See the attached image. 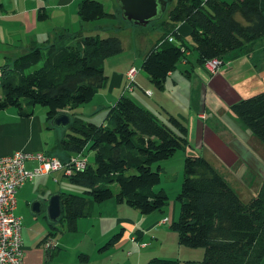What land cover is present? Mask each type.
Returning <instances> with one entry per match:
<instances>
[{
	"label": "trees",
	"instance_id": "obj_1",
	"mask_svg": "<svg viewBox=\"0 0 264 264\" xmlns=\"http://www.w3.org/2000/svg\"><path fill=\"white\" fill-rule=\"evenodd\" d=\"M173 1L167 17L160 19L163 35L147 51L140 66L156 87H163L167 75L187 59V52L192 49L197 51L198 65L205 69L204 64L212 58L220 59L222 64L229 52L264 40L261 0H168V4ZM77 14L84 22L113 23L116 17L98 0H80ZM179 23L190 27L187 41L178 33ZM121 51L117 36H102L99 31H61L0 66V110L13 107L19 116L28 117L39 104L47 109V121L65 110L70 118L58 141L59 151L66 156L60 158L42 151L61 162L73 157L85 160L83 168L74 169L69 175L60 171L69 183L79 185L83 191L60 192L57 222L66 223L67 229L73 230L79 218L90 214L92 204L109 199L127 202L144 214L177 202L179 216L170 228L177 233L180 245L203 247L204 257L183 261L153 258L147 264H261L264 175L256 194L243 201L208 159L186 155L180 189L170 196L156 186L161 182V161L189 144L183 118L168 115L164 119L160 110L152 112L125 94L107 107L100 123L85 120L74 111L105 86L108 75L104 61ZM260 56L264 58V54ZM128 83L126 78L124 91L130 94L136 86L135 78L130 82L131 88ZM231 107L264 144V90L239 99ZM88 153L92 155L89 167ZM155 162L159 164L153 170ZM115 184L117 191L112 188ZM47 236L45 244L49 241ZM117 236L115 233L109 242Z\"/></svg>",
	"mask_w": 264,
	"mask_h": 264
},
{
	"label": "crops",
	"instance_id": "obj_2",
	"mask_svg": "<svg viewBox=\"0 0 264 264\" xmlns=\"http://www.w3.org/2000/svg\"><path fill=\"white\" fill-rule=\"evenodd\" d=\"M79 1L0 0V66L6 59L23 54L33 44H39L46 37L54 38L61 31L71 33L81 31L82 34L99 31L101 35L105 31L108 35H116L121 40L122 51L105 59L107 82L84 104H94L89 108L92 114L97 113V119L94 120L101 118L103 120L107 107L125 94L132 96L140 105L152 112L160 110V116H165L164 119L168 115L183 118L187 125L188 137V125L194 127L190 116L196 110L198 146L204 147L207 144L214 151L216 147L221 160L230 164L227 166L229 171L234 166L238 175L251 171L256 175L258 187L264 175V159L251 150L248 142L252 136L246 125L239 120L235 121L231 114V117H228L223 112L228 111L234 102L248 97H242L243 93L234 84L244 86L250 81L264 82V58L260 56L264 51V40L253 42L243 50L229 52L224 58L225 65L222 63L214 74L200 68L197 62L198 68L195 67L188 58L191 54V51H188L187 59L178 63L167 75L163 87L159 88L150 81L140 66L143 56L163 34L158 36L155 32L152 39L146 34L144 51H140V54L137 47H134L132 36L135 35L136 38L140 33V30L134 28L137 25L145 29L160 27V19L166 18L168 0H165L166 6L162 14L146 25L136 24L123 17L118 0H98L105 10L116 15L113 23L106 20L81 22L77 14ZM107 4H110L109 7ZM261 5L264 8V0H261ZM120 17L124 22L121 27L122 33H114ZM176 28L181 37L184 39L188 37L189 26L179 23ZM123 33L125 37L128 36L129 41L131 40L127 43L131 50L129 54H123L126 52ZM174 40L178 42L177 38ZM188 64L192 66L191 70L187 69ZM131 66L136 67L138 71L134 76L136 86L128 94L124 91V84L126 72ZM199 86L201 96L197 101L195 92ZM214 88L218 89L219 93L222 89L224 91L229 89L232 95L228 100L222 98L223 105H219L220 100L213 94ZM101 95L104 96V101ZM172 99L175 100V105ZM207 105L210 109H207ZM198 106L200 110L197 109ZM184 108L186 113L183 111ZM213 112L223 115V124ZM65 128L52 126L46 120L45 113L36 111L35 106L33 114L28 117L19 116L15 108L7 107L0 110V154H9L16 150L44 151L51 156L64 158L66 155L59 151L58 141L63 136ZM233 129H236V134ZM186 154L188 153H183V156ZM35 164V160H27L25 168L32 169ZM161 168L164 170L163 164ZM60 175L63 176L57 171L38 176L25 182L16 192L14 211L16 215L22 217V264H147L153 258L178 260L190 258V254L184 256L187 250H183L181 246L170 245V241L178 244L177 235L170 230L171 228L165 227L167 222H161L165 217L169 222L176 218L177 202L170 203L168 215L162 218L159 213L146 216L127 202L109 199L92 204L90 214L79 218L73 230L67 229L66 223L57 222V219L49 220L45 213L48 199L54 194L58 193L60 196V192L67 191L64 189L65 186L57 189L55 185V181H60ZM257 187L245 196H253L257 192ZM237 192L243 199L242 193ZM35 201H40L39 211L35 210L36 205L33 204ZM52 223L56 226L51 225ZM49 232L52 233L48 235ZM115 233L118 234L117 238L109 242ZM46 236L49 238L47 244ZM142 244L144 246H141Z\"/></svg>",
	"mask_w": 264,
	"mask_h": 264
},
{
	"label": "rangeland",
	"instance_id": "obj_3",
	"mask_svg": "<svg viewBox=\"0 0 264 264\" xmlns=\"http://www.w3.org/2000/svg\"><path fill=\"white\" fill-rule=\"evenodd\" d=\"M109 5L110 4H107L108 7H109ZM173 5H174V1L171 2L170 4H168V6H167L168 8H167V11H166V14H165L166 17H167L168 11L173 7ZM110 7H114V6H110ZM106 11L108 12V10H106ZM122 20L123 19L120 17L119 20H118V25H117L114 33H117V32L118 33H122L121 27H122V24L124 23ZM81 22H84V21H81ZM87 23H89V22H87ZM133 26H135V25H133ZM134 28H137V30H140V33L136 36V38H135V35L132 36V38L134 40V47H137L138 54H140V51H142V52L144 51L143 50L144 49L143 43H144V40H145L144 37H146V34H149L150 39H152V37L154 38V36L156 34L155 32L158 33V36L164 33V30L161 29L160 27H157V26L155 28L149 27V28L145 29L144 27H139L137 25V27H134ZM124 34L125 33L122 34V37L125 39L124 40V47L126 48L125 49L126 52H124L123 54H129V52L131 50L128 48L127 43H130L131 40L129 41L128 40V36L125 37ZM102 36H108V34H106L105 31H103L102 32ZM114 36H116V35H114ZM187 38L185 39L186 41H187ZM192 52H193V55H192ZM261 54H264V51H262ZM226 56H227V54L224 56V58H226ZM111 57H113V56H110L107 59H109ZM188 58H189V60H191L192 64L195 65V67L198 68V65L196 63L197 62L196 61V59H197V51L195 49L191 50V54H190V56ZM225 63H226V61L223 62L224 65H225ZM40 65H41V63L38 64L37 66H35L34 68L39 67ZM187 69L191 70L192 66L190 64H188L187 65ZM185 82L187 83L186 80H185ZM234 86L241 90V92L243 93L242 97H246V96L249 97V96H251V95H253L255 93H258V92L264 90V82H261V81H257V82L250 81V82L246 83L244 86H241V84H238V85L234 84ZM213 94H214L215 98H218L220 100V104L219 105H223L222 98H224L225 100H228V98L232 95V92L229 91V89L226 90V91H224L222 89L221 92L219 93V90L214 88L213 89ZM200 96H201V88L199 86L198 90L195 92V99L197 101H199ZM101 97L103 99L104 96L101 95ZM104 100L105 99H103V101ZM172 102L174 103V105L176 104L174 99H172ZM84 104H86V103H84ZM84 104H82V105L80 104V106L78 108L74 109V111L77 112V113H80L81 118H83L85 120H89V121H93V122H96V123H100L102 121V118L99 119V120H94V119H97L96 118V114L97 113L92 114L91 113V109L89 110V108H91V106H94V104H91V105H84ZM215 105L216 104H214V106ZM207 106H208L207 109H210L209 105H207ZM210 107L213 108V106H211V105H210ZM35 108H36V111H38V112H44L45 116H46V112H47L46 107L38 104V105H35ZM197 109L200 110L199 106H198ZM183 111H184V113H186V109L185 108L183 109ZM195 112H196V110L194 112H192V116H190V118L192 117L191 119H192V122L194 123V127H192L191 125H188V127H189V133H188L189 144H188V146L186 148H184V149L177 150L175 152V154H173L172 157H170L169 159L161 161V164L164 165V170H161V182L156 186L157 189L163 188L167 194H169L170 196H174L179 191L180 183H181V180H182V172H183L182 164H183V162L181 160H183V157H185L186 155H192V154L193 155H201V156L205 157L206 159H209V161H211L210 163L213 166H215L216 170L220 173V175H222V177L231 186V188L237 194H238L237 191L242 193V195H243V199L242 200L243 201H247L248 199H250L251 197H253L256 194L255 193L253 196H245V195H248L250 190L256 189V187H257L256 175L254 173H252L251 171H247L243 175H238L236 173L237 172L236 166H234L232 168V170L229 171V169H227V166L230 165V164H227V163L223 162V159L221 160V157H220L221 155L219 153H217L218 149L216 147H215V151H216L215 152L207 144H205L204 147L198 146L199 144H198V142H196L197 119L195 118ZM213 113L219 118L220 122L223 124V118H224L223 115L222 114H218L217 112H213ZM223 114L227 115L228 117H231L230 116V114H231L234 117L235 121L239 120L240 122H242L241 119L238 117V115L232 109L231 105L229 106L228 111H224ZM164 117L162 116V118H164ZM49 122H50V124L55 125V124L52 123V119ZM59 126H62V125H59ZM247 130H248L249 134H251V136H252L250 141L248 142L249 145H250L251 150L254 153H257L258 155H261V157L264 159V144L258 139V137L250 129L247 128ZM233 131L235 132L234 134H236V129L235 130L233 129ZM185 152H187L188 154L183 156V153H185ZM86 159H87V166L89 167V165L92 162L91 153L86 154ZM158 164L159 163H156V162L153 163L152 166H151L152 169L156 170ZM229 173H230V175H229ZM260 184H261V182H260ZM260 184L258 185L257 190L259 189ZM55 185H56L57 189H59L60 187H64L65 186L64 189L67 190V192L81 193L83 191V189L79 185L76 186V185H73V184L69 183L68 179L65 176H61L59 182L55 181ZM112 188L115 191H117V189H118L116 184L113 185ZM170 206L171 205H170V202H169L167 205H165L163 207L162 211H155V212L146 214V216H152L153 214H157V213H159L161 215V218L164 217V216H167L168 213H169ZM179 211H180L179 203H176V218L175 219L178 218ZM170 223L171 222H167L165 224V227L170 229V227H169ZM170 230H172V229H170ZM169 232L171 233L172 231H169ZM175 234L177 235L176 232H175ZM166 239H168V235L166 236ZM177 242H178V235H177ZM170 245L181 246L183 248V250H187V251H185L187 254L184 253V256H187L188 254H190V258L191 259L202 260L203 257H204V248L203 247H196V248L186 247V246L180 245L179 243L177 244L174 241H170ZM184 259H187V258H181L180 261H183ZM261 264H264V258H263Z\"/></svg>",
	"mask_w": 264,
	"mask_h": 264
},
{
	"label": "built area",
	"instance_id": "obj_4",
	"mask_svg": "<svg viewBox=\"0 0 264 264\" xmlns=\"http://www.w3.org/2000/svg\"><path fill=\"white\" fill-rule=\"evenodd\" d=\"M221 65L218 58L208 60L205 69L214 74ZM137 68L130 67L126 72L130 82L134 79ZM27 160H35L32 169L25 168ZM85 160L73 157L67 162H61L42 151L30 152L16 150L9 154H0V264H22L23 246L21 237L22 217L14 213L16 207V192L27 181L51 171H62L69 175L74 169L83 168ZM167 221V217L161 220ZM141 246H144L142 244Z\"/></svg>",
	"mask_w": 264,
	"mask_h": 264
},
{
	"label": "water",
	"instance_id": "obj_5",
	"mask_svg": "<svg viewBox=\"0 0 264 264\" xmlns=\"http://www.w3.org/2000/svg\"><path fill=\"white\" fill-rule=\"evenodd\" d=\"M122 9L123 17L132 20L139 25H146L150 20L158 18L166 6L165 0H118ZM51 121V120H50ZM70 118L65 112H60L52 118V126H66ZM35 210H40V201H35ZM61 213L60 196L54 194L46 204V214L49 220L54 221Z\"/></svg>",
	"mask_w": 264,
	"mask_h": 264
}]
</instances>
